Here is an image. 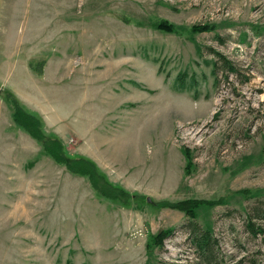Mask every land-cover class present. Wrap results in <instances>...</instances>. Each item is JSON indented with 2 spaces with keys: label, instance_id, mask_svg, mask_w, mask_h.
<instances>
[{
  "label": "rangeland",
  "instance_id": "obj_1",
  "mask_svg": "<svg viewBox=\"0 0 264 264\" xmlns=\"http://www.w3.org/2000/svg\"><path fill=\"white\" fill-rule=\"evenodd\" d=\"M0 2V264H264V0Z\"/></svg>",
  "mask_w": 264,
  "mask_h": 264
},
{
  "label": "trees",
  "instance_id": "obj_2",
  "mask_svg": "<svg viewBox=\"0 0 264 264\" xmlns=\"http://www.w3.org/2000/svg\"><path fill=\"white\" fill-rule=\"evenodd\" d=\"M158 28L165 30L167 32H173L175 31L173 26H171L168 23L165 22H160L158 24ZM205 27L198 26L197 30L202 31ZM217 57H219V60L222 64L221 68L223 70H226L228 73H236V69L234 67V64L232 61L228 60L227 58L223 57V55L218 52L213 50L212 51ZM215 69L213 70L214 74L216 73V67L217 63L215 62L214 64ZM32 112V111H31ZM27 118L30 119L32 124H37L36 119L33 117V115L30 114V112L24 113ZM13 118L15 123L21 125L25 132H27L30 136H33L37 141L39 142L43 141L44 138V132L40 128V123L37 124L35 128H32L28 126L27 123H24L21 121V118L19 119V116H17V112L13 111ZM34 118V119H33ZM46 136V135H45ZM81 159H77L76 162V171L83 172V173H88V175L92 178L93 183H95V178L100 177V175L97 173V167L94 165L91 161H84L82 162ZM105 190H108L107 192H112V189H110L108 186L104 187ZM113 189L120 190L117 187H113ZM126 194V193H125ZM130 196V195H129ZM111 199L113 200H121L123 203H127L130 199H128V195L126 194L127 199L124 200L122 197L119 196H113L110 194ZM202 201H198L195 199H182L178 201H166L164 200L160 206H167L171 208L178 209L182 211L187 217L193 219L195 217V208L198 206L199 203ZM150 203H153V200L151 199ZM260 218L263 223L257 225L255 223V219ZM246 226L251 232L253 236H256L257 234H263L264 233V208L261 209L260 211H255L253 215H249ZM168 233L165 231H160L154 236V243L157 244L158 246H162L164 238L167 236ZM191 239L195 242L196 246L201 249V252L203 256L207 259H209L211 256V249L209 247V242H210V231L208 229H200L196 225H192L189 231ZM210 264V263H209ZM256 264H261V263H256Z\"/></svg>",
  "mask_w": 264,
  "mask_h": 264
},
{
  "label": "bare ground",
  "instance_id": "obj_3",
  "mask_svg": "<svg viewBox=\"0 0 264 264\" xmlns=\"http://www.w3.org/2000/svg\"><path fill=\"white\" fill-rule=\"evenodd\" d=\"M155 102H156V101H155ZM172 102H173V101H167V104L165 103V104L167 105L166 107H164V105H163L162 107H158V108H159L158 113H165V112L167 111V109L170 108V106H171L170 104H172ZM156 103H157V106H159V104H160L161 102L158 103V100H157ZM154 104H155V103H154ZM183 109H186V108L184 107ZM158 113H157V114H158ZM152 122H153V121H152Z\"/></svg>",
  "mask_w": 264,
  "mask_h": 264
},
{
  "label": "water",
  "instance_id": "obj_4",
  "mask_svg": "<svg viewBox=\"0 0 264 264\" xmlns=\"http://www.w3.org/2000/svg\"><path fill=\"white\" fill-rule=\"evenodd\" d=\"M146 199H147V201H151V198L150 197H147Z\"/></svg>",
  "mask_w": 264,
  "mask_h": 264
},
{
  "label": "crops",
  "instance_id": "obj_5",
  "mask_svg": "<svg viewBox=\"0 0 264 264\" xmlns=\"http://www.w3.org/2000/svg\"><path fill=\"white\" fill-rule=\"evenodd\" d=\"M0 4H1V2H0Z\"/></svg>",
  "mask_w": 264,
  "mask_h": 264
}]
</instances>
